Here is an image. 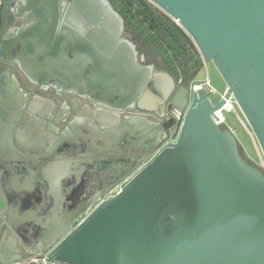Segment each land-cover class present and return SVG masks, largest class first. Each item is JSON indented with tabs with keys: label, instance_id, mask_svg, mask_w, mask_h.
I'll list each match as a JSON object with an SVG mask.
<instances>
[{
	"label": "water",
	"instance_id": "water-1",
	"mask_svg": "<svg viewBox=\"0 0 264 264\" xmlns=\"http://www.w3.org/2000/svg\"><path fill=\"white\" fill-rule=\"evenodd\" d=\"M149 1L179 22L202 64L213 62L226 83L217 103L208 88L191 93L193 80L180 85L139 62L111 0H20L24 20L1 38L0 61H16L38 85L90 98L104 111L91 116L96 125L113 130L110 118L127 110L161 120L158 141L126 154L123 173L75 212L60 182L72 173L70 146L87 156L93 144L76 130L73 144L68 132L44 145L43 128L33 135L27 126L19 151L11 135L19 107L3 94L0 171L13 235L10 252L0 242V264L45 255L61 264H264V170L212 117L232 96L264 156V0Z\"/></svg>",
	"mask_w": 264,
	"mask_h": 264
},
{
	"label": "flooded vegetation",
	"instance_id": "flooded-vegetation-1",
	"mask_svg": "<svg viewBox=\"0 0 264 264\" xmlns=\"http://www.w3.org/2000/svg\"><path fill=\"white\" fill-rule=\"evenodd\" d=\"M111 1L116 6L114 1ZM20 9V0H0V40L4 35H7V32L11 28L20 26L22 24L24 20V14L21 13ZM122 36L133 41L135 44V49L137 50V59L139 62L143 64L151 63L154 65L156 70L168 71L180 83V85H186L193 80L191 85V93L196 90L197 85H199V82L196 80L200 70H187V68L183 66L178 67L177 70H174L172 64L166 59H163V57L152 47V45L149 46L148 43L143 41L139 33L135 31V29L130 25H128L127 21L125 23ZM3 94L11 106L10 108L14 107L15 105L19 107L18 116L11 123L12 141L16 147L18 136L20 137L22 133L23 136L26 134L24 130L27 126L31 128L33 135L38 134L39 125L41 128H43L41 131V142L42 144L45 142L44 145L49 143L54 136H59V145L63 139V133L65 135V133L68 132L71 137L70 139L67 137L66 140L71 141L73 144V136L76 130L80 132V134H85L86 136L89 134L84 124L87 123V118H91V116L95 113L104 116V111L102 109H97L95 103L88 97L81 96L73 91L61 90L52 85L43 87L33 82L22 71L16 61L9 64L4 63V61H0V97L3 96ZM167 105L168 102H166L165 106L167 107ZM122 114L125 116L129 115V117L123 119V125L135 120L131 116L140 115L134 110H127ZM143 116L148 117L150 121L146 122L140 127L139 135L142 137V143L145 145H152L155 143L154 141H158L157 134L161 118L157 115H154V113ZM164 116L168 117L166 109ZM80 120H82L83 123H79ZM167 121L169 122V120ZM67 124L70 125V128L66 130L63 128V126ZM54 129H56L57 132H55ZM42 147L44 146L39 148ZM79 147L80 145L70 146L69 155L72 158L77 159L79 158L78 156L82 154L80 152L83 151V149ZM17 149L22 152L20 147H17ZM248 159L250 160V158ZM87 165L88 170L93 171L94 164L91 162L89 164L87 163ZM124 169L125 167L122 168L121 173H123ZM2 179V171H0V242H4L3 245L5 253H7L11 247L10 238L11 235H13V229H11L12 227L7 221L10 200L3 191ZM100 189L97 190V193L100 191ZM93 198L94 197L89 194L84 195V200L77 203V205H74V211H81L88 208L91 205ZM4 255L6 254H3V257H0V259H3Z\"/></svg>",
	"mask_w": 264,
	"mask_h": 264
},
{
	"label": "crops",
	"instance_id": "crops-1",
	"mask_svg": "<svg viewBox=\"0 0 264 264\" xmlns=\"http://www.w3.org/2000/svg\"><path fill=\"white\" fill-rule=\"evenodd\" d=\"M203 66L204 64H202ZM127 117L129 115L114 114V117L110 118L115 128L113 130L96 125L90 122V118H87L88 121L84 124L89 132L87 137L93 145L88 149L87 156L80 154L77 159L71 157L68 167L70 166L72 173L69 177L62 176L60 182L61 191L69 194V201L73 207L84 200V195H90L103 186L109 185L113 180L112 174L121 172L123 164L126 162V154L132 156L139 153V147L142 146L143 142L139 130L150 119L142 115H133L131 117L135 120L123 125V119ZM79 123H83V121L80 120ZM49 143L53 146L58 145V141L51 140ZM91 162L94 164L93 171L88 170L87 163ZM66 165L62 159L61 167ZM10 249L12 250V246ZM17 251L19 250L17 249Z\"/></svg>",
	"mask_w": 264,
	"mask_h": 264
},
{
	"label": "trees",
	"instance_id": "trees-1",
	"mask_svg": "<svg viewBox=\"0 0 264 264\" xmlns=\"http://www.w3.org/2000/svg\"><path fill=\"white\" fill-rule=\"evenodd\" d=\"M128 25L173 66L199 71L202 58L191 37L149 0H113ZM162 51V52H161Z\"/></svg>",
	"mask_w": 264,
	"mask_h": 264
},
{
	"label": "rangeland",
	"instance_id": "rangeland-1",
	"mask_svg": "<svg viewBox=\"0 0 264 264\" xmlns=\"http://www.w3.org/2000/svg\"><path fill=\"white\" fill-rule=\"evenodd\" d=\"M194 45H195V43H194ZM206 77L209 78L212 87L215 89V92L211 94L210 99L213 103H217L219 101V99L221 98V95L225 91L226 83H225L223 77L221 76V74L219 73V71L217 70V68L215 67V65L213 64V62H204V66L199 71L196 81L197 82L204 81ZM237 109H239V108H237ZM224 112H225L226 123L230 127L235 129V134L238 137V139L242 145V146H239L240 152L243 154V156L247 160H249L248 158H251L253 161L257 160L258 153H257V150L254 146V143H253V140H252L250 134L248 133V131L246 130V128L244 126L245 124H243L242 121L236 116L234 111H232V112L224 111ZM240 115L242 117H244L241 111H240ZM256 143H257V141H256ZM257 145H258V143H257Z\"/></svg>",
	"mask_w": 264,
	"mask_h": 264
},
{
	"label": "built area",
	"instance_id": "built-area-1",
	"mask_svg": "<svg viewBox=\"0 0 264 264\" xmlns=\"http://www.w3.org/2000/svg\"><path fill=\"white\" fill-rule=\"evenodd\" d=\"M177 24H179V22L177 20H174ZM180 25V24H179ZM203 89L204 91L206 90V88H208L212 93L215 92V89L212 87L211 85V82L209 80L208 77L205 78L204 81H201L199 82V85H197L196 89ZM221 97H223V94L221 95ZM238 106L236 104V102L234 101V98H232V96L226 100L225 104L222 106V108L220 109H217L214 111V113L212 114V117L214 119V121L220 125H224V126H227L232 132L235 133V129L230 127L227 123H226V120H225V112L224 111H229V112H232L234 111L236 116L242 121L243 124H245V128L246 130L248 131V133L250 134L252 140H253V143H254V146L257 150V153H258V158L257 160L253 161L251 158L250 160L256 164V166H258L260 169H263L264 170V156H263V153L261 152V149L259 146V144L257 145L256 143V138L252 132V130L250 129V127L248 126L246 120L244 117H242L240 115V111L239 109H237ZM119 187H116L114 188L112 191H111V195L112 194H115V193H118L119 192ZM43 249H38L37 252H36V255H41L43 254ZM35 262L39 263V264H61V263H58V262H49L47 261V258H46V255L42 258V259H34Z\"/></svg>",
	"mask_w": 264,
	"mask_h": 264
}]
</instances>
